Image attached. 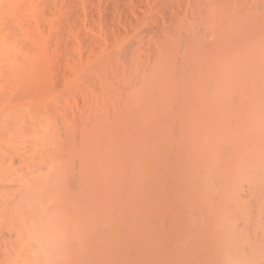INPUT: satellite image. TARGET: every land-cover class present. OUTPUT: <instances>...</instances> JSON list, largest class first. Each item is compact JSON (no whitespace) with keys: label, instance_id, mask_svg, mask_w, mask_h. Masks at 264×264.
Instances as JSON below:
<instances>
[{"label":"bare ground","instance_id":"obj_1","mask_svg":"<svg viewBox=\"0 0 264 264\" xmlns=\"http://www.w3.org/2000/svg\"><path fill=\"white\" fill-rule=\"evenodd\" d=\"M64 1L65 5L67 4V7L64 6ZM74 1L0 0V264H101L102 262H104L105 257L104 260H100L95 256L94 253H100L105 256L107 251L103 249L110 248L108 250H114V248L112 247L114 243L111 246L110 244L107 245V243L111 241L113 242V238L115 237V235L119 237L124 234V232H126V235H129L128 233L132 231L129 235L130 238L132 236H135L134 232H136L135 237L137 239L140 232L142 231L141 236L147 235L148 237H150L148 233L145 234L147 232L145 228L147 226L146 224L149 225V223H155L151 221V217L150 221L146 222L145 227H140L141 217L148 211V205L151 203L148 200V196L150 195H148V193H144L147 188L143 191L140 188L144 189L145 187L139 184L141 183V181H146L143 180L146 175L150 176L152 174L155 175L156 178H159V176L162 177L161 184L163 183L162 185H167L170 188L171 185H168V183L170 182H166L164 178L165 176H168L167 178H169V181H171V183L174 182L175 184H178V181H185V176H187V174H184L187 172L190 173V178L191 176H194L193 174H191L192 172H198L200 175L201 184L194 177V179L196 180H194L193 178L191 179L192 181L194 180L195 183L190 181V183H193V190H190L188 188V190H190L186 191L188 192V194L180 193L179 195L178 192H183V189H178L179 186L175 185L174 183V188L172 187L168 189V192H166V194L171 192V196L169 198H172V201L176 200L173 198H177V196H180L177 199L179 203H181V205H184L183 201L188 200V202H184L185 204H187V210H189L185 211V213L188 212V214L185 215V218H188V220H182H184L185 222H191L192 219H189L195 208V211H200V209L197 207H201L198 206L201 202V205L203 207H201V212L197 211V213H203L201 215H204L203 217L205 218L201 217V215L199 216L201 217L200 219H202L199 220L201 224L200 227H202L200 228V230L201 232L203 231L205 233L206 231H204V228L210 229H207V232L211 234V236L205 233V237L208 236V238L204 237V240H206V242L208 241L207 246H212V248L210 249L217 250L219 264H264V36H262L261 34L262 31L259 32L261 36L252 44V46L248 48V50H246L247 48L244 49L246 51L244 52V54H242L243 56H237V54H233V57H220L221 60H219L218 58H216L218 56V53L214 50L216 48L215 46L220 44V41H222V44L220 45H223L225 43L229 44V42L223 43L225 41L223 40L224 37L236 33L234 32V29L232 30L231 28L226 31H224L225 28H221L220 30H218V35L220 36H217L216 32H213L217 28H219V26L216 25H218L219 23L221 24L222 21H225V23L229 21L227 22V24H231L230 17L232 18V16H230L229 14L233 12L236 7L240 8V6L235 5V2L228 3L227 0L225 3H228V7L225 5L223 6V4L221 5V7H224V10L227 9L226 11H232H230V13H222L220 11L221 13L218 14V12L214 10L215 7H213L212 5H208L209 7L213 8L211 9V13L213 14H210V8L206 7L207 4L205 2H203L205 4L204 7V4H202L203 6H201V4H199L200 6H196L198 5L197 3H199L197 2V0L196 3L193 2L194 0L189 1V3L192 2V4L190 5H192L191 9L192 11H194V13L191 14L195 16L193 17V20L195 22L196 28L198 27L197 31H199L198 33H200V31L203 32V29L205 28L206 33L209 34L206 35L207 38H203V33L205 32L200 33L199 35L202 36L199 37L197 35V32H195L193 25L185 23L187 19L180 17V15L179 17L182 19L178 18L176 20V18L172 17L175 21L172 19L173 22H171L170 19L168 20L170 21L168 23L171 25L166 24L170 27L167 28L165 25L166 28H164L162 27L164 25H159L161 26V31L162 28H164L162 31L163 33H159L160 35H162L161 41L163 43L161 42L160 45V48H162L160 51L159 49L157 50L159 52L157 56H152L153 59L151 61H153V63H151L152 66H150L149 72L147 70L145 71V69L147 68L140 69L144 71L139 72L138 68H136L138 66L136 65L133 68V70L135 71V73L133 74H137V76L141 78L138 79L136 77V79H132L136 82L129 81L130 84L125 83V85H123V82H125L124 80L126 79L125 76L129 74V72H127L128 69L125 70L127 66H125L124 68H119V65H116V60L122 55H130L131 61H134H132L133 63L130 61L128 64H132L133 67L136 59L137 63L135 64H138V60L140 59H135L131 55L138 57L140 54L135 55V53H137L136 50L130 52H133L134 54H128L127 51L129 50H125V48L123 51L119 50L118 48L116 49L117 46L122 47L121 42L125 43L124 40H127L128 37L126 36L127 38L123 39V41L121 39L123 38L122 36L119 38V35L114 34L116 36L111 37L110 35L113 34L108 32L113 33V31L115 30V28H112L107 31L109 28H111V26H106L109 27L107 28V30L106 28L104 29L98 26V28L94 30V33L96 32L99 34L89 33L91 34V36L88 35L90 39H85L84 37L86 36H84V34L81 35L82 40H86V42L87 40H89L90 42L88 43L94 44V40L99 39L96 37L97 35L109 34L108 36L110 37L108 38H106V35H104V37L106 38H103L105 39V42L102 41L103 39H99L98 43L95 42L94 44L95 47V45L99 46L100 44L104 43L102 45L103 47H105L107 45L105 44L106 42H111L110 44L112 45L113 49H111L109 53H107V51L105 53L103 50L99 49L101 46L96 47L98 48L97 50L96 48L94 49L92 44H89L91 46L87 44V46L89 47L87 49L88 51L86 50V54L80 52L79 48H82L80 47V44L81 46H86L84 45L86 42H82L80 40V31L85 24H88L84 22V19L89 21L87 18L93 15V17H91L90 19L94 20L93 18L95 17V14H92L94 12L89 13L90 11H93V9L87 12V10H89L88 8L90 7V4H88V2L86 3L89 5V7L85 9L83 8L84 0H79V4L82 5H78L74 3ZM123 1L124 0H121V3ZM180 1H182L181 4H183V2H186V0H156V2L154 3L155 7L153 5V8L156 9V7H170L169 9H171L174 7L173 9H175L176 7V10H179L177 8H180L182 6L180 5ZM209 1L210 0H208V2ZM263 1L264 0L260 1V4H262V6H253V8L257 9L259 7L261 9V11H259L264 12V10H262L264 9ZM96 2L102 1L97 0ZM212 2H215L213 4H216L217 1L214 0ZM113 3L116 4L117 2L114 1ZM121 3L118 2V5ZM242 3L245 4L244 2ZM252 3L253 2H251L250 4ZM108 4L109 3H107V5ZM125 5H128V3L124 4V7ZM116 6L117 5H115L114 9H112L113 11H111L116 17H114L113 19H117L118 17L116 16V13H118V11L115 12V9L120 10V7ZM69 7L70 9H68ZM80 7L83 8L82 10H86V12H81L83 14L85 13V15H81L85 16L83 19H81L78 12L80 11L79 9H81ZM85 7H87V5ZM98 7L99 6H96V8ZM101 7H99L98 9H102ZM109 7L107 6L105 8L109 10L111 9ZM201 7H203L204 10ZM247 7L248 6L243 7L246 9H243L245 13L251 6L248 9ZM125 8L130 9L132 7L127 6ZM133 8L130 10H133ZM239 8H237L236 10H238ZM166 9L168 10V8ZM173 9H171L170 12H172ZM180 9L184 10L182 8ZM130 10L128 12L136 11V9L135 11ZM146 10L150 13L149 8H147ZM200 10H203L204 12L207 11L206 14H208L209 16L212 15L211 18L207 20L206 18H208L209 16L203 18L202 16L205 15ZM67 11L69 12L67 13ZM151 11L154 10L152 9ZM63 12L65 13V15L68 14V16H72V19H69L68 16H66L68 19L64 18ZM109 12H106V17H108ZM157 12H154V14H156ZM160 12H162V10H160ZM196 12H199L200 15H198V13ZM234 12L237 13V11ZM135 13L137 14V12ZM135 13L133 14L134 16H136ZM175 13H177L178 15L177 11H175ZM96 14L100 15L99 13ZM101 14L103 15V13ZM215 14L216 16H214ZM222 14L224 16H221ZM240 14L238 13L237 15L241 16ZM255 14L252 15L254 16ZM87 15L90 16L86 17ZM113 15H111L110 17L112 18ZM262 15L264 16V13ZM199 16L201 17V19H199ZM226 16H230L229 20L223 19H226ZM97 17L99 18H95L96 20H103V18H100V16ZM103 17H105V15ZM147 17V19H150L149 16ZM194 18L202 21H199L197 19L195 21ZM128 19L131 20L130 18ZM123 20H126V18H124ZM132 20H135L137 25L142 26L139 23L143 21H138V23V19ZM80 21H82L84 25ZM105 21H107V19ZM115 21L118 20H114V22ZM243 21H240V24ZM258 21L259 20H255L256 25L257 23H259ZM126 24L132 25L134 23ZM80 25L83 26L80 27ZM90 27L92 29L91 31H93V29L95 28L92 26ZM114 27H116V25H114ZM150 27L153 28L154 26ZM200 27H202V29ZM232 27H234V25ZM59 29L65 30L58 32ZM222 29H224V33H222L221 31ZM101 30H105L107 31V33H105V31H102L103 33L99 32ZM122 30L123 29L117 32H122L123 34L125 30ZM252 30L253 32L256 31L254 29ZM63 32L66 34H64ZM210 33L216 35L215 37H212V42L209 41L210 38L208 39V36L212 35ZM257 33L255 36H257ZM92 34L95 35V38L92 37ZM150 34V37H152L153 32ZM102 36L98 37L102 38ZM150 37H148L149 39L147 40H151ZM218 37L220 38L218 39ZM233 37L237 38V35H234ZM138 38L142 39L141 37ZM199 38L201 40V43L203 42V44L206 43L207 45L208 41V43H211L210 45L212 48L208 47L209 45H207V47L209 48L208 53L210 54L203 53L206 49L203 45V54L200 52H196V49L193 46H195ZM107 39L108 41H106ZM228 39L231 40V37H229ZM133 40L134 39H132V41ZM152 40L154 41L156 39ZM213 41H217L216 44H218H215L214 46L215 42ZM157 42H159V40ZM137 45V48H139L140 45ZM232 45L237 44L235 43ZM237 46L239 47L240 45ZM103 47L101 48L103 49ZM217 47L220 48V46ZM210 49H212L213 52ZM223 49L226 50L227 47H223ZM193 50H195V53L193 52ZM232 50H230L229 48L228 52ZM81 51H83V49ZM157 51L155 52L157 53ZM218 51L223 52V50ZM59 52L64 53V55H62L64 60H60L61 57L59 56ZM74 52L78 53V55L74 56ZM181 52H183L184 55H182ZM211 52L213 54H211ZM149 53L154 52L151 51ZM179 53H181L180 55H182L183 57L181 58V60L184 62V64H189V66L187 65V68L190 69L188 72H186L185 69H182V66L185 65L181 66V64L179 63L181 62L180 58L175 60V58H177L176 56L179 57ZM214 53H216L217 55L215 58L210 59V57H207L209 55L214 56ZM58 56L59 59L54 61V59H57ZM185 56L187 57L185 58ZM191 59L193 61H190ZM223 59H226V61H224ZM59 60L63 61V63L59 62ZM214 60H216V62H212ZM57 62L61 63V65H59V63ZM64 62L65 68H68L67 73L62 71L58 72L64 73V76L62 75V73H55L56 76L59 75L60 78L62 77L61 81H59L62 84L60 83L58 85L59 82L57 79L59 76H52L51 73H54V70L52 71L51 67H53V69L57 68V66L59 67V69L60 67L63 68ZM190 62H193V64H191ZM55 63L57 64L56 67L54 66ZM193 65L198 67H193ZM193 69L198 72L196 73V71H194ZM123 72L125 75L123 74L122 76H120ZM144 72L148 73L143 74ZM187 75L192 77L186 78L185 76ZM118 76L122 77L123 80L119 81L121 79H117L115 80V82L117 81V84L121 83L119 84L121 88L124 87L125 89L126 87H128L127 89H120V87L113 81L114 78L116 79ZM53 79L54 81L57 80V83L54 82ZM170 81L173 83H171ZM115 85L119 87V91H123L124 95L122 94V92L118 94L119 92L116 89L117 87L114 88L116 90H113V87H115ZM115 91L117 93H115ZM76 92H81L82 94L80 95V93H78L80 95V101L82 98L81 96H83L84 98L83 104L81 102L82 106H79V108L81 107L80 109H84H82V114L85 115L83 118H77L76 116L77 120L74 116L78 112H76L75 110L74 116H71V114L66 115V113L72 112L71 110L73 109L67 112L68 107L71 108L70 106L72 103H75V105L80 104L79 101L75 102L78 99V97L75 98L77 94H75V99H73L75 101L71 103L70 101H68V99H70L68 98V96L71 97L70 95ZM125 92L127 93L125 94ZM179 95L184 98L180 97ZM178 96L182 99L183 103H186V101H190V104L187 103L189 106L182 104V102L181 104H178V106H185L184 108L187 109L186 113H188L187 116L189 117V115L192 113V117L189 118V120H186L188 117L184 119L187 122L183 121L186 122V126L183 125V128L181 127V125L183 124L182 122V124L176 125L174 123L178 124V122H175L177 120H175V118H173L172 120L170 119L171 121H168L167 123L171 122L169 124L175 126V128L169 127L172 128V131L170 132L171 129L168 128L167 130L169 131H167V135H164L166 134L164 133V130L167 126L164 125L163 127L165 128L163 129L161 126H157L158 122H160L161 120L156 121L157 119L155 117L161 118L160 115H165V111H169L168 106H170L171 108V105H173V103H180L179 98H176ZM171 101L173 103L169 105ZM59 104H63L64 106L67 105L65 107L61 105L62 109L60 108V111L63 110V113L65 111V116L62 113L65 120L55 117L56 114H58V112H56L55 110L57 109V107L59 108ZM166 106L167 108H165ZM174 106L173 107L175 109L179 108H176L177 104ZM183 106H181L178 111H185V109L182 108ZM218 106H224V108L219 107L223 108L224 110H219ZM77 107L75 109H77ZM211 107L213 108L211 109ZM188 109H190V111L192 112L189 113ZM58 110L59 109H57V111ZM60 111L59 113H61ZM159 111H162L160 113L163 114H158L157 116V113H159ZM183 111L178 112L181 119L183 116H186H182ZM177 112L175 113L177 114ZM82 114H80V116H83ZM68 115L73 119L70 120ZM171 115L173 116V114ZM69 120L71 122L74 121V123H79V131H81V133H75L74 130L72 131V129L74 128H72L71 126V128L69 127V125H72L67 123L70 122ZM153 120L157 122L156 124H153L156 125L157 128L155 126L150 127H155L152 128V130H154L155 132H152V130L149 129L150 122H154ZM210 121H212V123H210ZM232 121H234L235 123H232ZM142 126L145 129H142ZM176 126H180L185 130H183L181 133L182 129ZM159 127H161L162 130L158 129ZM186 127H191V130ZM140 128L144 133H141V136H146L145 139H143L145 147L142 149V153H147V155L150 153L152 154V158L153 156L155 157L154 159L149 158L148 160L149 162H152L150 160H155L154 163L156 164L154 165L153 163H149V165L152 164L150 165V167H148L150 168L149 170L143 169V167H141V164L143 163H140L142 162L139 158L141 155V145L140 143H137L138 139H129L130 141H135L136 145H140L135 147L137 149H134V147L126 146L124 142L127 141L125 139L126 137L123 135L125 130H130V132L132 133L135 130L137 131L139 129V131L136 132L138 134L141 131ZM176 128L177 131H174L176 130ZM231 128L235 129V131H233ZM132 129L134 130L131 131ZM157 131H159L160 133H158ZM155 133L157 134L155 135ZM174 133L175 135L178 134L180 136H175ZM161 134H163L167 138H165L164 136L163 138H161ZM94 135L97 138L98 135H103L100 139L104 137V141H100L101 144L98 146L94 145L95 147L91 145L96 144L95 142H97V139L94 140L95 142L93 141V139L91 140ZM79 137H81L80 141L82 142L78 140ZM133 137L135 138L136 136ZM90 140L92 141L91 144H89ZM115 140L120 141L119 144L118 142H115ZM170 140L171 142L177 141L179 143L176 142V145L172 144V147L170 146ZM161 141L164 143V148H160L159 146H157L158 144H162ZM166 141L168 143L167 145H165ZM133 143L134 142L131 143V146L134 145ZM177 145H183V147L179 146L175 148ZM189 146L194 147V149L192 147L190 149H186L189 148ZM166 147H172L174 149L171 150ZM181 147L183 148V150L181 149L183 152L178 151ZM167 150L175 153L173 154L172 152H169ZM193 151H195L196 153ZM189 152H192L193 154ZM188 153L189 155H191L188 159H192L189 160V163H187L189 164V166H187V164L185 166V163L188 160ZM96 154H98V156ZM177 155L182 156L180 158ZM169 157L170 159H168ZM183 158H185L186 160H184ZM171 159H173V161H170ZM179 159L185 162H176V160ZM164 162H166V166H168L165 169L166 171L161 167V163ZM171 162L172 164H170ZM170 165H173L175 167H172ZM177 166H180L178 167L179 170L177 169ZM190 166L196 168L191 171L189 170L191 169L189 168ZM170 167H172V170L176 168L177 171L180 172L181 170L183 172L179 173L175 170L174 172L177 174L172 172V170L171 172H169L170 169L168 168ZM181 167L183 169H181ZM161 169L162 171H160ZM164 173L166 174L164 175ZM171 174H173V176L175 175V177H169ZM139 176L143 179H139ZM178 176H180L181 178ZM171 178L177 179L178 181H173ZM194 184H199L201 186L195 189L194 187H198L199 185L194 186ZM145 186L149 187L151 185ZM164 186L162 188L166 190V187ZM151 188L149 187V190L147 191L152 192V190H150ZM174 189H178L176 190L177 193L174 192ZM172 192L176 194V197L172 195ZM137 193L143 195H138L140 197L135 198L137 197ZM131 195H134L135 197H131ZM164 197H167V195L163 196V198ZM184 197L186 199H182ZM187 198H190V200ZM159 199L161 200V198ZM97 200H99L98 203H96ZM164 200L165 198L162 201L164 202ZM159 203L157 202L155 203L157 205L153 206H156V209L154 210L158 211H154L152 209L155 213H157L156 215H160L159 213H162L161 211H163L159 210L161 208L159 207ZM176 203L177 202H175L174 204ZM194 203L195 205H193ZM174 204L172 207H176ZM196 204L198 205L196 206ZM160 206H162V203ZM189 206L191 207L188 208ZM121 207H127V209L125 208L123 209L124 211H122ZM157 207L159 208L157 209ZM167 212H171V210H164V213ZM164 213L162 214L165 215ZM169 214L168 217H173L171 221H175L174 224H172L174 227L176 223L175 219H177V221L181 222L182 224L184 223L183 221H180L177 217H175L176 214H173L172 212ZM184 214L182 212V216ZM156 217L157 216L154 217L155 220H157ZM163 218L164 217L160 219ZM116 219L119 221H115ZM121 220L123 222V226L121 227L122 229H120L119 233L116 227H118V229L120 228L118 225L122 223L120 222ZM112 221L114 222V224H117V226L113 225V223H111ZM171 221L167 223L169 224L171 223ZM117 222H119V224ZM160 223L163 222L160 221ZM160 223L157 222L155 224H152L151 227L158 225L157 227H160V229H162L161 226L163 225H161ZM187 224L188 223L184 225L186 226ZM190 224H192V228L193 226H195L194 223H189L187 226H189ZM241 225H243L246 230L242 231V228H240ZM105 227L108 229L111 227H115L116 230H114V233H111L109 232L110 229L104 231ZM157 227H154L153 229ZM177 227H179V229H183L181 227L184 226L179 225ZM138 228L141 229L140 232H137L139 230ZM211 228H214V230ZM142 229H144L146 232H143L144 230ZM185 229L187 230V228ZM167 230H169V228H167ZM178 230L176 229L173 231H175V233L182 232H178ZM103 231L108 233L103 234ZM159 232L165 234V231L161 232L160 230ZM113 234L114 237L111 236ZM149 234H153V236L150 237L151 239H153V237H157L154 235L155 232L151 233L150 231ZM193 234L194 231H192L191 234H189V232L186 233V235H188L189 237L187 236L188 238H186L185 236L186 239H184L181 243L182 249H185L184 247L189 248L187 246H190L191 244H193V246L200 247L195 249L191 248V252H189L188 249H185L186 251L188 250V253L185 256L188 258V260L186 261H189V258H191L192 255L195 254L194 256H196V254H198L197 252L203 253L197 251V249L201 250L207 247L202 245L204 243L202 241H199V243L202 242L201 245L199 243H196L195 239L191 238L192 236L196 238L195 234ZM172 235V238L176 236ZM148 237L146 238V240L149 239L147 240V243H153V245H147V243L140 244L141 242H138L140 246L136 245V242L139 240H142L144 242V237H141L142 239H137L136 242L132 241L135 242V244L133 245H135L136 248H140L141 245H147V247L145 248L148 249L151 246H155V243L159 244V242L157 241L158 238L157 240H155L156 238L150 240V238ZM172 238L166 239H170L172 240V242L180 239L179 238L173 240ZM131 239H134V237ZM170 240L167 241L168 245L170 244ZM210 240L212 242H210ZM101 241H104V243H102ZM128 241L130 242V239H128ZM162 242H164L165 244V241ZM209 243H211L212 245H209ZM183 244H185L186 246H183ZM174 245L176 244H173V246ZM158 247L161 248V250H158L163 252V246ZM169 247H171V245H169ZM213 247L216 249H214ZM100 248L101 250H99ZM145 248L141 247L140 249L136 250L139 252V254L136 256L137 259L141 251L147 250ZM154 248L155 247H153L152 249ZM171 248L175 250L174 247ZM207 249H205L206 252L203 253L204 255L207 254L206 256H208V252L212 251L210 249ZM1 251H3V253ZM111 251H109L108 253L112 254L113 251ZM144 251L142 252V254L145 253V255H147L151 253H148V250L146 251L147 253ZM171 253L172 252H170V254ZM175 253H177V251H175ZM190 253H192V255L189 256L188 254ZM110 254L108 256L111 257L107 258L112 259L113 256ZM163 254L159 259V262L163 260ZM175 256L177 257V255ZM152 257H155V255ZM210 257L211 255L205 259L210 260ZM107 258L106 260L111 262H104V264H111L114 263L112 262V260H116H109ZM139 260H136L138 264H149V261H152H145L141 258ZM170 260H173L170 261V263L178 264L174 263L175 258H172ZM190 260L191 264H193L194 260L197 261V257ZM203 261L207 262L205 260ZM208 262L212 264L211 260ZM187 263L189 264V262Z\"/></svg>","mask_w":264,"mask_h":264},{"label":"rangeland","instance_id":"obj_2","mask_svg":"<svg viewBox=\"0 0 264 264\" xmlns=\"http://www.w3.org/2000/svg\"><path fill=\"white\" fill-rule=\"evenodd\" d=\"M71 1V0H70ZM72 1H74V0H72ZM97 0H88V1H86V0H84V2H83V8H85V9H87L88 7H89V5L88 4H90V7L88 8L89 10H87V12L88 11H90L91 9H93V11H90L89 13H92V12H94V13H92V14H95L94 16V20H92V19H90L91 17H93V15H87L86 17H88V16H90L89 18H87L89 21H87L86 19H84V22L85 23H88L87 25L85 24L84 25V23L82 22V21H80L83 25H84V27L82 28V32L80 31V40L82 41V42H86V40H82V36L81 35H83L84 34V36H86V37H84L85 39H87V38H89L90 39V37H88V35L89 36H91V34H89V33H94V30L96 29V28H98V26H100V28H106V30H107V28H109V27H106V26H111V28H109L107 31H109L110 29H112V28H115V30L113 31V30H111V31H113V33L112 32H108V33H111V34H113V35H110L111 37H113V36H116V35H119V38L122 36L123 38H121L122 39V41H123V39H126L127 37V40H124L125 41V43L124 42H121L122 44V47H120V46H117L116 47V49L118 48L119 50H124V48H125V50H129V51H127L128 52V54H134L133 52L132 53H130L131 51H137V53H135V55H137V54H140L138 57L137 56H134V55H131V56H133L135 59L136 58H138V59H140V60H138L139 62H138V64H141V65H138V64H135V63H137L136 61H137V59H136V61L134 62V66L132 67V64L130 65V64H128L130 61H131V59H130V55H127V56H124V55H122V56H120L117 60L119 61H117L116 60V65L118 64L119 65V68H124L125 66H127L126 67V69L125 70H127V72H129V74H127L125 77H126V79H127V81H126V79L124 80L125 82H123V85H125V83L126 84H128L129 83V81H134V82H136L135 80H132V79H136V77L138 78V79H140L139 78V76H137V74H133V73H135V71L133 70V68L137 65L138 67H136V68H138V71L139 72H142V71H144V70H140V69H144V68H147V69H145V71L147 70L148 72H149V68H150V66H152L151 65V63H153V61H151L152 59H153V57L152 56H157V54L159 53L157 50L159 49V51L161 50V48H160V45H161V38H162V35H160V34H162L163 32V29L164 28H168V27H170V26H167V25H171V24H169L168 22H173L172 21V19L174 20V18H176V20L178 19V18H180V17H183L184 19H187V21L185 22V23H187V24H192L193 25V27H194V30H195V32H197V35L199 36V37H201L202 35H199L200 33H203V32H205V33H203L204 34V37L203 38H205L206 37V35H209L208 33H206V29L204 28L203 29V32H201L200 31V33H198L199 31H197V29H198V27L196 28V25H195V22H194V20H193V17H195V16H193V14H191V13H194V11H192V9H191V6L192 5H190V4H192V2H190L189 3V1H193V0H186V2H183V4H181L182 3V1H180V5H182L180 8H182V9H184V10H181L180 8H177V9H179V10H176V7H175V9H173V8H171V9H173V11L172 12H170V10L171 9H169L170 7H166V8H168V10L166 9V8H157L156 7V9H157V11H156V9H154L153 8V5H154V3L156 2V0H124L122 3H121V0H99V1H102V2H96ZM111 1V2H110ZM117 2L116 4H114L113 2ZM129 1V2H128ZM132 1V2H131ZM183 1H185V0H183ZM212 1H214V0H212ZM211 0L208 2V0H197V2H199V3H197L198 5H196V6H200L199 4H201V6H203L202 4H204L203 2H205L206 4H207V6L206 7H209L208 5H212L213 7H215V9L214 10H216V12H218V14H220L221 12L223 13V12H229L230 13V11H232V10H230V11H226V10H224L223 8L224 7H221V5L223 4V6L225 5V6H227L228 5V3H236L235 5H237V6H240V8L239 7H236V9L237 8H239L238 10H240V11H238V10H236V9H234V11H237V13H235L234 11L233 12H231L229 15L230 16H232V18L230 17V23L231 24H227V22H229V21H227L226 23H225V21L223 22H221V24L219 23L218 25H216V26H219V28H217L213 33H215L216 32V34H217V36H220V35H218V30H220L221 28H225V30L224 29H222L221 31H222V33H224L223 32V30L224 31H226V30H229L230 28L233 30L234 29V32L236 33V34H231V35H227L226 37H224V39L223 40H225L223 43H225V42H229V44H227V43H225V44H223V45H220V44H222L221 42L222 41H220L219 43L220 44H216V42L215 41H213V42H215L214 43V46H215V44L217 45V46H220V48H218L217 46H215L216 48L214 49L215 51H217V55H216V53H214V56H211V55H209V56H207V57H210V59H213V58H215L216 56V58H218L219 60H221L220 59V57L221 58H228L229 56H231V57H233L232 55L233 54H237V56H243L242 54H244V52L246 51V50H248V48H250L251 46H252V44L261 36L260 34H259V32L260 31H262L261 32V34H262V36H264V24H263V22H264V16L262 15L264 12H260L261 11V9L258 7L257 9L256 8H253V6H255V7H257V6H262V4H260L261 2V0H258V1H256V0H233V1H231V0H215V1H217L216 2V4H213V3H215V2H212ZM228 2L227 4L225 3V2ZM246 1H248V2H246ZM86 2H88V4L86 3ZM118 2H120L121 4H119L118 5ZM148 2H150V3H148ZM193 2H195L196 3V0H194ZM212 2V3H211ZM242 2H244L245 4H243ZM251 2H253L252 4H250ZM257 2H259V3H257ZM264 2V1H263ZM64 3V6H66L65 5V1L63 2ZM62 3V4H63ZM74 3H76V4H78V5H82V4H79L80 2H79V0H75L74 1ZM107 3H109L108 5H107ZM110 3H111V5H110ZM128 3V5H125V7H127V6H131L132 8L133 7H135V8H133V10H130V9H132V8H125L124 7V4H127ZM131 3V4H130ZM133 3V4H132ZM144 3V4H143ZM210 3V4H209ZM136 4V5H135ZM140 4H142V5H140ZM194 4V3H193ZM258 4H260V5H258ZM87 5V7H85ZM115 5H117V6H119L120 8V10H117V9H115L116 11L115 12H117L118 11V13H116L117 15L116 16H118L117 17V19H113L115 16L113 15L114 13H112L111 11H113L112 9H114V6ZM133 5V6H132ZM215 5V6H214ZM218 5V6H217ZM235 5H231V6H235ZM243 5H245V6H243ZM96 6H99V7H101L102 9H98V8H96ZM109 7V6H111V7H109V8H111V9H107V8H105V7ZM116 6V7H117ZM149 6V7H148ZM246 6H248L247 7V9L249 8V10H247L246 11V13H245V11L244 10H246L245 8H243V7H246ZM67 7V6H66ZM144 8V9H140V8ZM154 7H155V5H154ZM189 7V8H188ZM204 7H205V4H204ZM216 7H218V8H216ZM228 7V6H227ZM242 7V8H241ZM81 8V7H80ZM83 8H81V9H79L80 11H78L79 12V15H80V17H81V19H83L85 16H81V15H85V13L83 14V13H81L82 11H84V12H86V10H82ZM147 8H149L150 9V13H149V11L147 12V10L146 9ZM201 8H203V7H201ZM210 9H209V12H210V14H213V13H211L212 12V10L211 9H213L212 7H209ZM221 8V9H220ZM229 8H233V7H229ZM68 9H70V7L68 8ZM96 9V10H95ZM122 9H125V10H122ZM127 9V10H126ZM135 9H136V11H135ZM154 10V11H151V10ZM162 10V12H160V10ZM163 9H165V10H163ZM205 9H208V8H205ZM243 11H242V10ZM253 9H255V10H253ZM135 11V12H137V14L135 13V12H128V11ZM138 10H140V11H138ZM144 10H145V12H144ZM203 10H204V8H203ZM201 11V12H203V14L205 15V16H202L203 18H205V17H207V16H209L208 14H206V12H204V11ZM260 10V11H259ZM262 10H264V9H262ZM110 11V12H109ZM175 11H177L178 12V15H177V13H175ZM221 11V12H220ZM251 11V12H250ZM69 11H67V13H68ZM106 12H109L108 13V17H106ZM127 12H128V14H130V15H128L127 14ZM151 12H153V13H151ZM154 12H157L156 14H154ZM186 12V13H185ZM190 12V13H189ZM248 12H249V14H248ZM256 14H255V13ZM259 12V13H258ZM96 13H99L100 15H97ZM101 13H103V15L101 14ZM124 13V14H123ZM126 13V14H125ZM135 13V15L136 16H134L133 14ZM147 13V14H146ZM172 13H174V14H172ZM196 13H198V15H200V13L199 12H196ZM240 14L241 16H238L237 14ZM251 13V14H250ZM148 14H150V15H148ZM151 14H153V15H151ZM173 15V16H170V15ZM183 14H184V16H183ZM203 14H201V15H203ZM217 14V15H218ZM224 14H226V13H224ZM232 14H234V15H232ZM252 14H255L254 16L252 15ZM72 15H74V14H72ZM105 15V17H103ZM111 15H113L112 16V18L110 17ZM121 15V16H120ZM161 17H160V16ZM168 15V16H167ZM179 15H180V17H179ZM191 15H192V17H191ZM194 15H196V14H194ZM235 15H237V16H235ZM246 15V16H245ZM259 15H261V16H259ZM66 16H68V14L67 15H65V13L63 12V17L64 18H66V19H72V16H68V18L66 17ZM97 16H100V18H103V20L102 19H100V21H98V20H96L95 18H99V17H97ZM124 16V17H123ZM147 16H149V18L150 19H147L148 17ZM151 16V17H150ZM163 16V17H162ZM188 16V17H187ZM212 16V15H211ZM211 16H209L208 18H206V20L207 19H209V18H211ZM214 16H216V14L214 15ZM221 16H224L223 14L221 15ZM248 16V17H247ZM253 16V17H252ZM258 16H259V18H258ZM153 17H155V18H153ZM167 17V18H166ZM170 17V18H169ZM172 17H174V18H172ZM200 17V16H199ZM229 17H227L226 16V19L225 18H223L224 20H229ZM236 17V18H235ZM256 17V18H255ZM116 18V17H115ZM124 18H126V20H123ZM128 18H130L131 20H129ZM142 18V19H141ZM145 18V19H144ZM255 18V19H254ZM260 18H262L263 19V21H262V19H260ZM107 19V21H105ZM112 20V21H110V20ZM132 19H138L137 20V22L139 21V22H141V21H143V22H141V23H139L140 25H142V26H139V25H137L136 24V21L135 20H132ZM144 19V20H143ZM171 19V20H170ZM180 19H182V18H180ZM195 19V18H194ZM197 19V18H196ZM196 19H195V21H196ZM199 19H201V17L199 18ZM199 19H197V20H199ZM114 20H118V21H115L114 22ZM127 20H129V21H127ZM150 20V21H149ZM154 20V21H153ZM168 20H170V21H168ZM238 20H240V21H243V22H241V24H240V21H238ZM255 20H259L258 22L260 23H257V25H256V22H255ZM104 23H103V22ZM124 21V22H123ZM132 21V22H131ZM159 21V22H158ZM175 21V20H174ZM199 21H202V20H199ZM199 21H197V22H199ZM238 21V22H237ZM154 22V23H153ZM163 22V23H162ZM246 22V23H245ZM120 23H122V24H120ZM126 23H134V24H129V25H127ZM225 23V24H224ZM244 23V24H243ZM253 23V24H252ZM90 24V25H89ZM91 24H98V25H91ZM113 24V25H112ZM151 24V25H150ZM157 24V25H156ZM164 25V26H162V27H164V28H162V31H161V29H160V27L161 26H159V25ZM167 24V25H166ZM203 24V23H202ZM255 24V25H254ZM262 24V25H261ZM83 25H80V27L81 26H83ZM114 25H116V27H114ZM165 25H166V27H165ZM195 25V26H194ZM227 25H230V26H227ZM234 25V27H232ZM243 25V26H242ZM90 26H92V27H95L94 29H93V31H91L92 29H91V27ZM124 26V27H123ZM126 26V27H125ZM133 26V27H132ZM135 26V27H134ZM150 26H154L153 28H151ZM157 26H158V28H157ZM241 26V27H240ZM251 26H253V27H251ZM260 26V27H259ZM120 27V28H119ZM129 27H131V28H129ZM150 27V28H149ZM243 27V28H242ZM247 27H249V28H247ZM261 27H262V29H261ZM135 28H137V29H135ZM148 28V29H147ZM201 29H202V27H200ZM215 28V27H214ZM236 28V29H235ZM62 29V28H61ZM61 29H59L58 30V32L59 31H64V30H61ZM81 29V28H80ZM87 29V30H86ZM117 29V30H116ZM121 29H123V30H125L124 32H123V34H122V32H117V31H120ZM130 29V30H129ZM131 29H133V30H131ZM151 29V30H150ZM153 29V30H152ZM240 29H241V31H240ZM251 31H250V30ZM252 29H254V30H256L255 32H253V30ZM258 29H260V30H258ZM97 30H100V29H97ZM96 30V31H97ZM122 30V31H123ZM157 30H160V31H157ZM200 30V29H199ZM248 30V31H247ZM88 31V32H87ZM103 30H101V31H99V32H101V33H103L102 32ZM107 31H105V33H107ZM116 31V32H115ZM144 31V32H143ZM131 32V33H130ZM141 32V33H140ZM146 32V33H145ZM153 32V35H152V37H150L151 36V34L150 33H152ZM161 32V33H160ZM258 32V33H257ZM64 33V32H63ZM143 33V34H142ZM149 33V34H148ZM160 33V34H159ZM222 33H219V34H222ZM256 33H257V36H255L256 35ZM64 34H66V33H64ZM94 34H99V33H94ZM94 34H92V37H94L95 38V35ZM114 34H116V35H114ZM126 34V35H125ZM134 34V35H133ZM136 34H138V35H136ZM141 36H140V35ZM148 34V35H147ZM210 34H212V33H210ZM244 35V36H242V35ZM94 35V36H93ZM103 35V36H102ZM104 35H106L105 37L106 38H108V37H110V36H108L109 34H100V35H97L96 37L97 38H99V39H103V38H105L104 37ZM125 37H124V36ZM136 35V36H135ZM236 36L237 35V38H235V37H233V36ZM246 35H248V36H246ZM98 36H102V38H100V37H98ZM127 36V37H126ZM132 36V37H131ZM161 36V37H160ZM211 36V37H210ZM210 36H208V39L210 38V40L209 41H211L212 42V37H215L216 35L215 34H212V35H210ZM118 37V36H117ZM136 37V38H135ZM138 37H141L142 39H140V38H138ZM148 37H150V39L151 40H147V39H149ZM229 37H231V40H233V41H231V40H229L228 38ZM241 37V38H240ZM105 38V39H106ZM130 38V39H129ZM145 38V39H144ZM159 38V39H158ZM207 38V37H206ZM217 38V37H216ZM220 37H218V39H219ZM226 38V39H225ZM93 39V38H92ZM99 39H97V40H94L96 43H98V40ZM105 39H103L102 41H104ZM132 39H134L133 41H132ZM152 39H156V40H152ZM214 39V38H213ZM159 40V42H157ZM163 40V39H162ZM203 40V39H202ZM215 40V39H214ZM221 40V39H220ZM240 40H242V41H240ZM106 41H108V39L106 40ZM111 41V40H110ZM130 41H132V42H130ZM137 41H141V42H137ZM146 41V42H145ZM148 41V42H147ZM205 41H206V39H205ZM208 41V42H209ZM236 41V42H235ZM88 42H90L89 40H87V42L84 44V45H86V46H81V44H80V47H82V48H79L80 50V52H83V54H86L87 52H86V50L88 49V47L89 46H91V45H89V44H92V43H88ZM95 42H94V44H95ZM105 42V41H104ZM207 42V45H209L208 47H210V48H212L211 47V43H208ZM111 43V42H110ZM109 42L107 43H105V44H107L105 47H103V45L102 44H104V43H102V44H98L99 46H96L95 45V47H94V44H92V46L94 47V49L96 48V47H103V49L100 47L99 49H101V50H103L105 53H106V51H107V53H109V51H111V49H113L112 48V45L110 44ZM132 44V45H130V44ZM158 43V44H157ZM163 43V42H162ZM237 44V45H240L239 47L237 46V45H232V44ZM240 43V44H239ZM87 44L89 45V46H87ZM110 44V45H109ZM125 44V45H124ZM137 44H139L140 46H139V48H137ZM205 44V45H204ZM203 44V42L201 43V40H200V38L197 40V43L195 44V46H193V47H195V49H196V52H200V53H202L203 51H202V47L203 46H205V52H203L204 54H206V53H208V47H207V45H206V43H204ZM83 45V44H82ZM151 45V46H150ZM155 45H159V46H155ZM163 45V44H162ZM203 45V46H202ZM213 45V44H212ZM146 46V47H145ZM150 46V47H149ZM213 46V47H214ZM222 46V47H221ZM85 47V48H84ZM120 47V48H119ZM136 47V48H135ZM149 47V48H148ZM158 47V48H157ZM223 47L224 48H226L227 47V49L225 50V49H223ZM240 47H242V48H240ZM148 48V49H147ZM152 48V49H151ZM153 48H154V50H153ZM204 48V47H203ZM230 48V50H232V48H233V50H235V51H229L228 52V49ZM239 48V49H238ZM247 48V49H246ZM83 49V51H81ZM98 48H96V50H97ZM131 49H133V50H131ZM156 49V50H155ZM244 49H246V50H244ZM212 52H213V50L212 49H210ZM210 50H209V52H210ZM218 50H223V52H226V53H223L222 51H218ZM242 50H244V51H242ZM88 51V50H87ZM98 51H100V50H98ZM122 51H121V53H122ZM139 51V52H138ZM154 52V53H149V52ZM155 51H157V53L155 52ZM60 52H62V51H60ZM59 52V56L61 57V59L60 60H64V58L62 57V55H64V53H60ZM78 52V51H77ZM147 52V53H146ZM193 52L195 53V50H193ZM211 52V54H213ZM233 52H236V53H233ZM75 54H73L74 56H77L78 55V53H76V52H74ZM120 53V54H121ZM182 53V55H184L183 54V52H181ZM181 53H179V57L178 56H176L177 58H175V60L176 59H178V58H180V61L182 62H179L180 64H181V66L182 65H185L184 64V62L181 60V58H183L182 57V55H180ZM202 53V54H203ZM223 53V54H222ZM229 53H230V55H229ZM104 54V53H103ZM156 54V55H155ZM208 54H210V53H208ZM223 56H222V55ZM57 55V54H56ZM102 55V54H101ZM151 55V56H150ZM178 55V54H177ZM59 56L57 57V59H54V61H56V60H58L59 59ZM150 56V57H149ZM205 56V55H204ZM152 57V58H151ZM187 56H185V58H186ZM236 57V56H235ZM55 58V57H54ZM121 58V59H120ZM133 58V59H134ZM147 58V59H146ZM184 58V59H185ZM237 58V57H236ZM233 59V58H232ZM59 60V62H62L63 63V61H60ZM124 60V61H123ZM126 60V61H125ZM155 60V59H154ZM224 61H226V59H223ZM132 61H134V60H132ZM131 61V62H132ZM141 61H145V62H141ZM185 61V60H184ZM190 61H193L192 59L190 60ZM228 61V60H227ZM59 62H57V63H59ZM177 62H178V60H177ZM194 62H196V61H194ZM212 62H216V60H214V61H212ZM126 63V64H125ZM133 63V62H132ZM150 64V65H148V64ZM187 63V62H186ZM191 64H193V62H190ZM56 64V63H55ZM54 64V66L56 67L57 66V64L55 65ZM144 64H146V65H144ZM178 64V63H177ZM196 64V63H195ZM198 64V63H197ZM59 65H61V63H59ZM64 67L62 68V67H60V69H59V67L57 66V68H54L53 69V67H51V69H52V71L54 72V73H51L52 74V76L54 75V76H56L55 75V73L56 74H61L62 72H66L67 73V69L68 68H65V62H64ZM62 65V66H63ZM129 65V66H128ZM188 66H189V64H187ZM187 65H185V66H182V69H185L186 70V72H188L190 69L189 68H187L188 66ZM52 66V65H51ZM131 66V67H130ZM195 65H193V67H194ZM129 67H130V70H129ZM141 67V68H140ZM184 67V68H183ZM195 67H198V66H195ZM56 69V70H55ZM188 69V70H187ZM191 69H192V67H191ZM197 69V68H196ZM131 70H133V71H131ZM194 70V69H193ZM199 70V69H198ZM57 71V72H56ZM60 71H62L61 73H58V72H60ZM137 71V70H136ZM194 71H196V70H194ZM148 72H144L143 74H145V73H148ZM198 71H196V73H197ZM64 73H62V75H63ZM124 74V72L120 75V76H122ZM140 74H142V73H140ZM186 74H188V73H186ZM192 74H194V73H192ZM61 75V76H62ZM125 75V74H124ZM135 75V76H134ZM139 75V74H138ZM53 76V77H54ZM59 76V75H58ZM58 76H56V77H58ZM64 76V75H63ZM184 76V75H183ZM130 77V78H129ZM132 77H135V78H132ZM186 78L187 77H192V76H189V75H187V76H185ZM62 78V77H61ZM61 78H60V76L58 77V82L59 81H61ZM60 79V80H59ZM113 79V78H112ZM117 79H121V80H119V81H122L123 79H122V77H117L116 79L114 78V82H115V80H117ZM57 80H55L54 81V79H53V81L54 82H56ZM63 80V79H62ZM117 82V81H116ZM115 82V83H116ZM133 82V83H134ZM171 82V81H170ZM57 83V82H56ZM61 82H59L58 83V85L60 84ZM132 83V82H131ZM171 83H173V82H171ZM62 84V83H61ZM119 84H121V83H119ZM119 84H117L116 83V85H118L119 87H120V85ZM130 84V83H129ZM115 85V87H113V90H116L117 89V91L119 92L118 94H120L121 92H122V94L124 95V93H123V91L121 90V91H119L118 89H119V87L118 86H116ZM173 85V84H172ZM126 86H129V85H126ZM117 87V88H116ZM123 87V86H122ZM114 88H116V89H114ZM128 87H126L125 89H127ZM120 89H123V90H125L124 89V87L123 88H121L120 87ZM128 91V90H127ZM78 93H80V95H82L81 94V92H78ZM77 92L76 93H74V94H72V95H70L71 97H73V98H71V97H69L68 96V98H70V99H68V101H70V103L71 102H73V101H75V100H73V99H75V98H77L78 97V99H77V101H75V102H80V104H81V102H82V104H83V100H84V98H83V96H81L82 98H81V101H80V95L78 94ZM115 93H117L116 91H115ZM127 92H125V94H126ZM75 94H77V96L75 97ZM122 95V96H123ZM191 95H193V94H191ZM180 96V95H179ZM176 97V98H179V101H180V103H173L172 101L173 100H175V99H173L170 103H169V105H171V103H173V105H171L172 107L170 108V106H168L169 108V111L167 112V111H165V110H163V111H165L166 113H165V115L163 114V113H160V112H162V111H159V113H157V116H158V114L160 115V114H163V115H160V117L161 118H157V117H155L157 120L156 121H160V122H158V125L157 126H161L162 127V129L163 128H165V127H163L164 125L165 126H167L166 128H165V132L164 131H162V132H164V133H166V134H164V135H167V131H169V130H167L169 127H173V128H175V126H172L171 124H169V123H171V122H169V123H167L168 121H171L173 118H175V120H177V121H175V122H178V124L177 123H174V124H176V125H180V124H182L181 125V127L183 128V125L184 126H186V120H189V118H191L192 116H191V114L189 115V117L187 116L188 115V113H186V111H187V109H185L184 107L185 106H183V105H181V106H183L182 108L183 109H185V111H183V110H180V111H183L182 112V116L183 115H186V116H183L182 117V119H181V117H180V115H179V113L178 112H180V111H178V109L179 108H181V106H178V104H181V102H182V99L180 98V97H182V96H180V97ZM75 97V98H74ZM182 98H184V97H182ZM187 100H189V99H187ZM177 101V100H176ZM186 101V100H185ZM190 101H186V103H183L182 102V104H185V105H188V104H190L189 103ZM188 103V104H187ZM64 104V103H63ZM63 104H59V108L57 107V109H59L58 111H57V109L55 110L56 112H58V114H56V112H55V114H56V116L55 117H58L59 119H64L65 120V118H64V116H65V111H64V113H63V110L62 111H60V108H61V105H63ZM79 104V103H78ZM75 105V103H72L71 104V108H69L68 107V111L67 112H69V110H71V109H73V110H71L70 112L71 113H66V115L67 114H71V116H74V114H75V111L76 112H78V113H76L75 114V119L77 120V118L78 117H81V118H83L85 115H83L82 113H83V111H82V109H80L79 108V106H82V104L81 105ZM177 104V106H176V108L177 107H179V108H177V109H175L174 107V105H176ZM70 105V104H69ZM72 105H75V106H72ZM168 105V104H167ZM218 105V104H217ZM226 105V104H225ZM57 106H58V103H57ZM65 106H67V105H65ZM64 105H63V107H65ZM78 106V107H77ZM174 106V107H173ZM189 106V105H188ZM188 106H186V107H188ZM77 107V109H75ZM219 107H223L224 108V106H218V108ZM165 108H167V106L165 107ZM173 108V109H172ZM188 108H190V107H188ZM213 107H211V109H212ZM223 108H219V110H222ZM62 109V108H61ZM63 109H65V108H63ZM162 109H164V108H162ZM161 109V110H162ZM176 111H175V110ZM226 109V108H225ZM228 109H230V108H228ZM75 110V111H74ZM84 110V109H83ZM218 110V111H219ZM224 110V109H223ZM59 111L61 112V113H59ZM79 111H81V112H79ZM177 112V114L175 113V112ZM188 111H189V113L190 112H192V111H190V109H188ZM170 112V113H169ZM62 113H63V115H62ZM73 113V114H72ZM80 114H82L83 116H80ZM166 114H168V115H166ZM171 114H173V116L171 115ZM60 115V116H59ZM68 115V117L70 118V116ZM63 118H62V117ZM76 116H77V118H76ZM165 116H166V118L168 119H166L165 118ZM169 116V117H168ZM172 116V117H171ZM177 116V117H176ZM164 117V118H163ZM186 117H188L187 119H186ZM154 118V117H153ZM71 119H73L72 117L70 118V120ZM159 119V120H158ZM163 119H165V120H163ZM171 119V120H170ZM184 119H186V120H184ZM69 120V121H70ZM181 120V121H180ZM235 120V119H234ZM154 122H150V125H149V129L150 130H152V128H157V126L156 125H153V124H156L157 122H155V120H153ZM183 121H186V122H183ZM71 122V121H70ZM70 122H67L68 124H72V125H69V127L71 126L72 128H74V129H72V131L74 130V132L76 133H81V131H79L80 130V128H79V123L77 124V123H74V121H72L71 123ZM182 122V123H181ZM161 123V124H160ZM210 123H212V121H210ZM232 123H235L234 121H232ZM168 124V125H167ZM206 124H207V122H206ZM171 125V126H170ZM230 125V124H229ZM236 125H238V124H236ZM150 126H155V127H150ZM70 127V128H71ZM161 127H159L158 129H160V130H162L161 129ZM176 127H179V128H181L180 126H176ZM234 127H236V126H234ZM181 128V129H182ZM186 128H191V127H186ZM142 129H145V128H143V126H142ZM141 128H140V132L137 134L136 132L137 131H139V129L136 131H134V132H130V130H125L124 131V133H123V135L126 137L125 139L128 141H124L125 142V144H126V146H130V147H134V149H137V148H135V147H137L138 145H136V143H135V141H130L129 139H131V140H137V143H140V154L142 155H140V160L142 161V162H140V163H143V164H141L142 166L141 167H143V169H150V168H148V167H150V165H152V164H150L149 165V163H153L154 165H156L155 163H154V161L155 160H150V161H152V162H149L148 160H149V158H152L151 157V155L152 154H148L147 155V153H142V149L145 147L144 146V141H143V139H145V137L146 136H144L143 135V137L141 136V133L142 134H144L143 133V130H142ZM158 129H156V130H158ZM169 129H171L170 130V132L172 131V128H169ZM233 131H235V129H233V128H231ZM76 130V131H75ZM134 129H132L131 131H133ZM149 130V131H150ZM183 130H185V129H182L181 130V133H182V131ZM191 130V129H190ZM154 130H152V132H153ZM174 131H177V128H176V130H174ZM151 132V131H150ZM155 132V131H154ZM158 133H160L159 131H157ZM190 132V131H189ZM129 133H130V135H129ZM157 133H155V135H156ZM168 134H170V133H168ZM193 134V133H192ZM191 134V135H192ZM159 135V134H158ZM163 134H161V138H163V136H164ZM174 135H175V133H174ZM178 134H176L175 136H177ZM81 136V135H80ZM101 136H103V135H98V138L94 135V137H92L91 138V140L93 139V141L94 140H96L97 139V142H95L96 144H91V140H90V143L89 144H91L93 147H95L94 145H96V146H98V145H100L101 143H100V141H104V137H102V139H100L101 138ZM130 136V137H129ZM132 136V137H131ZM133 136H136L135 138L133 137ZM180 135H178V137H179ZM165 138H167L166 136H164ZM177 137V138H178ZM182 137V136H181ZM183 138V137H182ZM192 138V137H191ZM190 138V139H191ZM142 139V140H141ZM170 139V138H169ZM176 139V138H175ZM174 139V140H175ZM179 139V138H178ZM78 140L80 141L81 140V137H79L78 138ZM99 140V141H98ZM117 140V139H116ZM115 140V142H118V144H119V142L120 141H116ZM119 140H121V139H119ZM124 140V139H123ZM159 140H162V139H159ZM167 140V139H166ZM186 140V139H185ZM79 141H78V143H79ZM80 142H82V141H80ZM130 142V143H129ZM132 142H134L133 144L134 145H136V146H134V145H132L131 146V143ZM177 142V141H176ZM176 142H171V140H170V146H172L173 147V145L175 144L176 145ZM184 142H186V141H184ZM161 143L162 144H158L157 146H159L160 148L162 147V148H164L163 147V145H164V143L161 141ZM177 143H179V142H177ZM116 144V143H115ZM121 144V143H120ZM168 143H167V141H166V144L165 145H167ZM173 144V145H172ZM182 144H184V143H182ZM193 144V143H192ZM154 145V144H153ZM179 146H182L183 147V145H177L175 148H177V147H179ZM169 148V147H166V148H169V149H171V150H173L174 148ZM180 148V150H178L179 152L181 151V152H183L182 150H183V148ZM192 147V146H191ZM190 146H189V148H186V149H190L191 148ZM92 148V147H91ZM193 149H194V147H192ZM95 149V148H94ZM179 149V148H178ZM182 149V150H181ZM167 151H169V152H172V151H170V150H167ZM184 151H187V150H184ZM189 151V150H188ZM151 152V151H150ZM193 152H195V151H193ZM173 154L175 153V152H172ZM177 153V152H176ZM189 153H191V154H193L192 152H189ZM189 153L187 154L188 155V157H187V159L189 158V156H191V155H189ZM196 153V152H195ZM172 154V155H173ZM179 154H182V153H179ZM97 156H98V154H96ZM172 155H171V157H172ZM95 156V155H94ZM96 156V157H97ZM178 156V155H177ZM181 156L182 155H179L178 157H180L181 158ZM193 156H195V155H193ZM174 157H176V156H174ZM155 157L153 156V158L152 159H154ZM168 159H170V157L168 158ZM167 159V160H168ZM184 160H186L185 158H183ZM192 159V158H191ZM191 159H188L187 160V162L185 163V166H186V164L187 163H189L190 161L189 160H191ZM170 161H173V159H171ZM178 161H181L180 159L179 160H176V162H178ZM183 161V160H182ZM181 161V162H182ZM168 162V161H167ZM183 162H185V161H183ZM174 163V162H173ZM193 163V162H192ZM167 164H169V163H167ZM170 164H172V162L170 163ZM160 165V164H159ZM174 165V164H173ZM173 165H170V166H172V167H175V166H173ZM177 165H180V164H177ZM187 166H189V164H187ZM193 166V165H192ZM161 167H162V169L163 170H165L166 169V167H168V166H166V162H164V163H161ZM172 167H170V168H168V169H170L169 170V172H171V168ZM178 167H180V166H177V169L179 170V168ZM184 167V166H183ZM189 168H191V169H189V170H193V169H195L196 167H189ZM162 169L160 170V171H162ZM181 169H183L182 167H181ZM186 169V168H185ZM174 170L175 171H177L176 170V168H174L173 170H172V172H174ZM189 170H187V171H189ZM197 170H199V169H197ZM166 171V170H165ZM165 171H163V172H165ZM190 171V172H191ZM177 172H179V171H177ZM181 172H183V171H181L180 170V172L179 173H181ZM175 173V172H174ZM158 174H161V173H158ZM166 173H164V175H165ZM175 174H177V173H175ZM187 174V176H185L186 177V179H185V181H183V180H181V182L180 181H178L177 179H173V178H171L173 181H175V180H177L179 183L178 184H175L174 182V184L175 185H177V186H179V188L178 189H180V190H182L183 189V192L182 191H180V192H178L179 193V195H180V193H185V194H188V192H186V191H190V190H193L192 188H193V183H195L194 182V180H198L199 182H200V184H201V180H200V175H199V173L198 172H192L191 174H193L194 176H191V178H193L194 179V177L196 178V179H194L193 181H192V179L190 178V173H185L184 175H186ZM140 175H143V174H140ZM152 176V177H151ZM155 178H154V177ZM181 176V175H180ZM180 176H178V177H180ZM168 176H165L164 178H165V180H166V182H170V183H168V185H171V187L170 188H172L173 187V183H171V181H169V178H167ZM169 177H175V175L173 176V174H171ZM181 178V177H180ZM139 179H143V178H140V176H139ZM152 179V180H151ZM182 179H184V178H182ZM143 180H146V181H141V183H139L141 186H143V187H145L144 189L143 188H140L141 190H145L146 188V190H145V192L144 193H148V195H150V196H148L149 198H148V200L151 202L149 205H148V211L141 217V221H140V227L142 226V227H145V224H146V222L147 221H150V217H151V221L152 222H155V223H157V222H159L160 223V221H162L163 223H160L161 225H163V226H161V228L162 229H160V227H157L158 225H155V226H153V227H151V225L152 224H155V223H149V225L148 224H146L147 226H146V231L144 230V229H142V230H144L143 232H146L145 234H147L148 233V235L151 237V236H153V234H149L150 233V231H151V233H153V232H155V236H157V237H153V239H155V240H157V238H158V242H159V244H157V243H155L154 245L155 246H148V247H150V248H145V247H147V245L149 244V245H153V243H147L148 241L147 240H149V239H147L146 240V238L148 237L147 235H144V236H141V234H142V231L140 232V228H138L139 230L137 231V232H140V234H139V237L137 238V239H139V238H141V237H144L145 239H143L144 240V242L142 241V240H139V241H137V239H136V232H134V235L135 236H132L131 238H133L134 237V239H131L130 238V234H131V232L132 231H130L129 233H128V231H127V233L129 234V235H126V232H124V234H122L121 236H117V235H115V237H116V239H115V237H114V234L113 235H111V236H113L114 238H113V242L111 243V242H109V243H107V245H109L110 244V246L112 245V247L114 248V250L113 249H111V250H108V249H110V248H107V249H103V250H106L107 251V253L105 254V253H103V252H101V253H103V254H105V256H103L102 254H96V253H94L95 254V256L97 257V258H99L100 260H104V257H105V260H104V262L105 263H110L111 261H107L106 260V258L107 257H111V256H108L110 253H108L109 251H111L112 252V254H110V255H112L113 256V258L112 259H116V260H112V259H109V258H107V259H109V260H112V262H114V263H111V264H138V262H136V260H139L140 258L142 259V260H145V261H147V260H152V261H149L150 263L149 264H173V263H170V261H173V260H170V259H172V258H175V262L174 263H178V264H188L187 262H189V264H191V260L190 259H193V258H195V257H197V261L196 260H194L193 261V264H210L208 261H212V264H219V257H218V253H217V250H212V249H210V248H212V246L210 247V246H207V242H206V240H204L205 238H208V236H206L205 237V235L206 234H209L207 231L208 230H210V229H206V228H204L205 230L204 231H206L205 233L202 231L201 232V230H200V228H202V227H200L201 226V224H200V222H199V220H202V219H200L201 217H203L204 215H201V214H203V213H201V214H199V213H197V211H199V210H196L195 211V209L194 208H192V209H194V211H193V213H192V215L191 214H189V215H191V217H190V219L189 220H191V222H185L184 220H188V218L186 219L185 217V215L186 214H188V212H186L185 213V211L187 210V204H185L184 202H188V200L187 201H183V204L184 205H181V203H179V201H178V199L177 198H179L180 196H177V198H173V199H176V200H173L172 201V198H169L170 196H171V192H169V193H167L166 194V192H168L169 190L168 189H170L167 185H162L161 184V180H162V177H160L159 176V178H156V176L155 175H146V177L143 179ZM148 181V182H147ZM190 181L191 182H193V183H190ZM152 184H151V183ZM185 182V183H184ZM148 183V184H147ZM186 184V185H184V184ZM151 185V186H149L150 188L151 187H153V188H151L150 190H152V192H148L147 190H149V187L148 186H145V185ZM180 184V185H179ZM198 186L199 184H194V186ZM140 186V187H141ZM166 187L165 189L166 190H164V188H162V187ZM185 186V187H184ZM201 185H199L198 187H194L195 189H197V188H199ZM176 187V186H175ZM174 188V187H173ZM188 188L190 189V190H188ZM178 189H174V192L175 193H177V191L176 190H178ZM186 189V190H185ZM139 190V189H138ZM162 190H163V192H162ZM143 191H142V193H143ZM171 191H173V190H171ZM136 192V191H135ZM134 192V193H135ZM138 192H140V191H138ZM170 194V195H169ZM184 194V195H185ZM191 194V193H190ZM136 195V194H135ZM138 195H140V196H142L141 194H139V193H137V197H135L134 195V197L135 198H138V197H140V196H138ZM152 195V196H151ZM166 196L167 195V197H164L165 198V200H164V202L162 201L164 198H163V196ZM169 195V196H168ZM172 195H174V197H176L175 195L176 194H174L173 192H172ZM132 195H131V197H133ZM108 197V196H107ZM173 197V196H172ZM159 198H161V200L159 199ZM168 198V199H167ZM182 199H186L185 197L184 198H182ZM182 199H179V200H182ZM187 199H189L190 200V198H187ZM122 200V199H121ZM152 200V201H151ZM156 200H159V201H156ZM99 202V200H97V202L96 203H98ZM154 202V203H153ZM159 203V202H161L162 203V206H160L161 205V203H159V207H161V208H163V209H159V210H163V211H161L162 213H164V210H166V211H168L169 209L171 210V212L173 213V214H176V216L175 217H177L178 218V220H180V221H183L184 223L182 224L181 222H178L177 221V219H175L176 220V223H175V227L172 225V224H174V222L175 221H171V219L173 218H171V217H168L169 215H171V214H169V213H171V212H167V213H164L165 215H163L162 213H159L160 215H156L157 213H155L154 211H158V210H154V209H156L155 207H153L154 205H157V204H155V203ZM173 202V203H172ZM175 202H177L176 204H174ZM180 202H182V201H180ZM190 202H192V201H190ZM189 202V203H190ZM153 204V205H152ZM173 204L178 208V210H177V208L176 207H172L173 206ZM177 204H178V206H177ZM191 204V203H190ZM189 204V205H190ZM121 205H123V204H121ZM180 205V206H179ZM193 205H195V203L193 204ZM198 204H196V206H197ZM182 206V207H181ZM184 206H186V207H184ZM198 206H201V207H203L202 205H201V202L199 203V205ZM151 207V208H150ZM159 207H157V209L159 208ZM191 206H189L188 208H190ZM201 207H197V208H199L200 209V211L199 212H201ZM122 208V207H121ZM126 209H127V207H125ZM125 208H122V211H124L123 209H125ZM182 208H184V209H182ZM117 209H120V208H117ZM154 211H153V210ZM176 209V210H175ZM182 209V210H181ZM117 211H119V210H117ZM127 211V210H126ZM187 211H189V210H187ZM149 212V213H148ZM182 212H183V216H182ZM169 214V215H168ZM172 214V215H173ZM163 215V216H162ZM201 215V217H199ZM155 216H157L156 218H157V220H155L154 219V217ZM159 216V217H158ZM164 217L163 219H160V218H162V217ZM166 216V217H165ZM149 217V218H148ZM184 217V218H183ZM187 217H189V216H187ZM170 218V219H169ZM203 218H205V217H203ZM164 219H166V220H164ZM182 219H184V220H182ZM160 220V221H159ZM208 220H210V219H208ZM115 221H119V220H115ZM169 221H171V223H167V222H169ZM194 221V222H193ZM120 222H122V220L120 221ZM196 222V223H195ZM211 222H212V220H211ZM111 223H113V225H116L117 226V224H114V222L112 221ZM116 223V222H115ZM118 224H119V222H117ZM144 223V224H143ZM186 223H194V225L195 226H193V228H192V224H190L189 226H185L184 224H186ZM202 223V222H201ZM206 223H208V222H206ZM122 224V225H121ZM121 224H119L118 226L120 227L119 229H118V227H116V229H117V231H119V233H120V229H122L121 227L123 226V222L121 223ZM159 224V225H160ZM165 224V225H164ZM178 224V225H177ZM197 224V225H196ZM209 224H211V223H209ZM181 226V225H183L184 227H181V228H183V229H179V227H177V226ZM207 225V224H206ZM173 226V227H172ZM210 226V225H209ZM107 227H109V226H107ZM154 227H157V228H155V229H153ZM173 228V229H171V228ZM177 227V228H176ZM163 228H165V229H163ZM167 228H169V230H167ZM178 230V232L179 231H182V232H180V233H182V234H180V233H175V231H173V230H176V229ZM185 228H187V230L185 229ZM190 228V229H189ZM240 228H242V231L243 230H246V228L243 226V225H241L240 226ZM243 228H245V229H243ZM110 229V230H109ZM106 228L105 227V229H104V231L106 230H109V232H113L114 233V230H116L115 229V227H111V228ZM154 230V231H152V230ZM157 229V230H156ZM192 229H194V230H192ZM211 229H213L214 230V228H211ZM112 230V231H111ZM161 230V232H164L165 234H163V233H160L159 231ZM184 230H186V231H184ZM190 230V231H189ZM241 230V229H240ZM103 231V232H104ZM169 231H173V232H169ZM192 231H194V234H195V236H196V238L194 237V236H190L191 238H193V239H195V241H196V243H199V241H202V242H204L203 244H202V242L201 243H199L200 245L202 244V245H204V246H207L205 249H210V250H212L211 252H208V256H206V255H204L203 253H205L206 252V250L205 249H201V250H199V249H197V251H200V252H203V253H199V252H197L198 254H196V256H194V255H192V253H196V252H192V253H190V254H188L189 256L190 255H192V257L191 258H189V261H186V260H188V258L187 257H185L186 255H187V251L189 250V252H191L192 251V249L191 248H193V249H195V248H198V247H200V246H193V244H188V245H190V246H187V247H189V248H186V247H184L185 249H188L187 251L185 250V249H182V242H183V240L184 239H186V238H188L189 236L188 235H186V233L187 232H189V234H191V232ZM116 232V231H115ZM159 232V233H158ZM166 232H169L170 233V235H169V233H166ZM106 233H108V232H104L103 234H106ZM172 233H173V235H172ZM185 233V234H184ZM138 234V233H137ZM144 234V233H143ZM180 234V235H179ZM193 234V235H194ZM203 234V235H202ZM110 235V234H109ZM132 235H133V233H132ZM161 235V236H160ZM166 235V236H165ZM171 235L172 236H175V237H171ZM210 236H211V234H209ZM167 236H169V237H167ZM177 236H178V238H177ZM185 236H186V238H185ZM188 236V237H187ZM150 237H148V238H150ZM205 237V238H204ZM165 238V239H164ZM166 238H172L173 240L174 239H179V240H176V241H174V242H172V240H170V239H166ZM191 238H189V239H191ZM111 239H112V237H111ZM128 239H130V242L128 241ZM136 239V240H135ZM142 239V238H141ZM153 239H151L150 238V240H153ZM188 239V240H189ZM116 240V241H115ZM170 240V244L169 245H171V247H174V249L175 250H173L171 247H169V245L167 244V241H169ZM181 240V241H180ZM207 240H209V239H207ZM132 241H137L136 243V245H138V246H140V244H144V243H147V245L145 246V245H141V247L143 248H145V249H147L148 250V253L149 252H151V253H153V252H155V253H153V254H147V255H145V253H143L142 254V252L144 251H141V250H139V251H141L140 252V255L138 256V259L136 258V256L139 254V252L138 251H136L137 249H140L139 247H137L136 248V246L135 245H133V244H135V242H132ZM162 241H165V244H164V242H162ZM179 241H180V243H179ZM190 241H192V240H190ZM102 243H104V241H101ZM127 242V243H126ZM138 242H141L140 244H138ZM143 242V243H142ZM151 242V241H150ZM154 242H156V241H154ZM172 242V243H171ZM185 242H189V241H185ZM210 242H212L211 240H210ZM178 243V244H177ZM193 243H195V242H193ZM127 244V245H126ZM160 244H162V245H160ZM173 244H176V245H178V246H176V245H174L173 246ZM180 244V245H179ZM213 244H215V243H213ZM107 245H104V246H107ZM194 245H198V244H194ZM209 245H212L211 243H209ZM158 246H163V252H161V251H159V250H161V248H159ZM183 246H186L185 244H183ZM203 246V247H204ZM135 247V248H134ZM153 247H155L154 249H152ZM103 248V247H102ZM214 248V247H213ZM125 249V250H124ZM159 249V250H158ZM207 249V250H208ZM214 249H216V248H214ZM99 250H101V248L99 249ZM98 250V251H99ZM122 250V251H121ZM147 250H145L144 252H146ZM150 250H154V251H150ZM97 251V250H96ZM105 251V252H106ZM174 251V252H173ZM175 251H177V253H175ZM193 251H195V250H193ZM216 251V252H215ZM2 253H3V251H1ZM136 252H137V254H136ZM159 252H161V253H159ZM170 252H172L171 254H170ZM186 252V253H185ZM147 253V252H146ZM164 253V254H163ZM210 253V254H209ZM114 254V255H113ZM163 254V260H161V262H159L160 260V258L162 257L161 255ZM200 254V255H199ZM116 255V256H115ZM122 255H124V256H122ZM127 255V256H126ZM148 255H150V256H148ZM155 255V257H152V256H154ZM175 255H177V257L175 256ZM211 255V259L210 260H207V259H205V258H207V257H209ZM194 256V257H193ZM200 256V257H199ZM203 256H205V257H203ZM122 257H125V258H122ZM159 257V258H158ZM166 257V258H165ZM102 258V259H101ZM121 258V259H120ZM136 258V259H135ZM165 258V259H164ZM202 259V260H201ZM99 260V261H100ZM126 260V261H125ZM130 260V261H129ZM203 260H205V261H207V262H204ZM107 261V262H106ZM140 261V260H139ZM145 261H141V262H145ZM176 261H178V262H176ZM199 261H201V262H199ZM101 262V261H100ZM104 262H102L101 264H104ZM127 262V263H126ZM151 262H154V263H151ZM166 262V263H165ZM195 262V263H194ZM144 264H146V263H144Z\"/></svg>","mask_w":264,"mask_h":264}]
</instances>
